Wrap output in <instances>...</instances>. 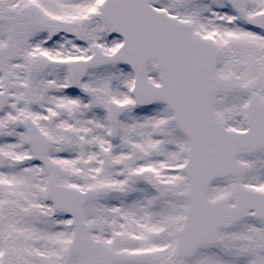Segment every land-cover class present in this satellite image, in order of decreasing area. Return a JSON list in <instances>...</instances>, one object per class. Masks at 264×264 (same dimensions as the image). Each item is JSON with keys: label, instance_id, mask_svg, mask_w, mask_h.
<instances>
[{"label": "snow or ice", "instance_id": "obj_1", "mask_svg": "<svg viewBox=\"0 0 264 264\" xmlns=\"http://www.w3.org/2000/svg\"><path fill=\"white\" fill-rule=\"evenodd\" d=\"M0 264H264V0H0Z\"/></svg>", "mask_w": 264, "mask_h": 264}]
</instances>
